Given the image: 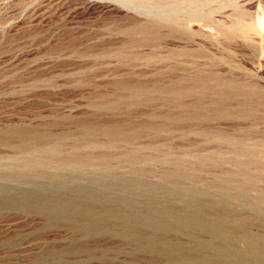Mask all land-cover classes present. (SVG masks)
<instances>
[{"label":"rangeland","instance_id":"1","mask_svg":"<svg viewBox=\"0 0 264 264\" xmlns=\"http://www.w3.org/2000/svg\"><path fill=\"white\" fill-rule=\"evenodd\" d=\"M0 264H264V0H0Z\"/></svg>","mask_w":264,"mask_h":264}]
</instances>
